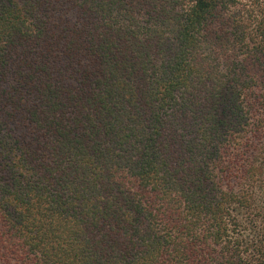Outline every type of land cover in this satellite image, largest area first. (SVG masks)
<instances>
[{
    "label": "trees",
    "instance_id": "1",
    "mask_svg": "<svg viewBox=\"0 0 264 264\" xmlns=\"http://www.w3.org/2000/svg\"><path fill=\"white\" fill-rule=\"evenodd\" d=\"M263 157L264 0H0V264H264Z\"/></svg>",
    "mask_w": 264,
    "mask_h": 264
},
{
    "label": "rangeland",
    "instance_id": "2",
    "mask_svg": "<svg viewBox=\"0 0 264 264\" xmlns=\"http://www.w3.org/2000/svg\"><path fill=\"white\" fill-rule=\"evenodd\" d=\"M259 159L258 163L262 168L254 187V201L251 207V212L249 213L244 209L239 212L238 217L241 225H246L247 220L250 221L251 225L249 226H252L253 230L260 235L264 230V157ZM240 230L244 231L242 226L240 227ZM251 247L255 248V245H251Z\"/></svg>",
    "mask_w": 264,
    "mask_h": 264
}]
</instances>
